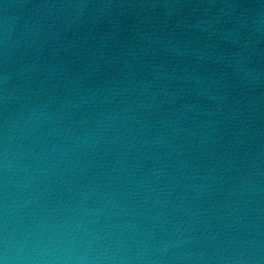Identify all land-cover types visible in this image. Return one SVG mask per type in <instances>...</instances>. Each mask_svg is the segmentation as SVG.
I'll return each mask as SVG.
<instances>
[{
    "label": "water",
    "instance_id": "water-1",
    "mask_svg": "<svg viewBox=\"0 0 264 264\" xmlns=\"http://www.w3.org/2000/svg\"><path fill=\"white\" fill-rule=\"evenodd\" d=\"M0 264H264V0H0Z\"/></svg>",
    "mask_w": 264,
    "mask_h": 264
}]
</instances>
